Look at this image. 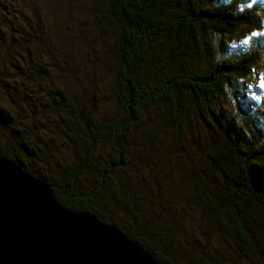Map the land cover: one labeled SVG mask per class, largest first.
<instances>
[{
    "label": "trees",
    "instance_id": "trees-1",
    "mask_svg": "<svg viewBox=\"0 0 264 264\" xmlns=\"http://www.w3.org/2000/svg\"><path fill=\"white\" fill-rule=\"evenodd\" d=\"M85 1L92 6L88 20L98 39L94 60L104 72L107 66L115 71L118 116H103L98 122L100 95L107 97L93 76L82 74L64 51L72 36L81 37L83 46L80 33L72 35L65 23H57L54 45L38 39L24 45L11 36L7 50L20 43L25 51L23 56L18 49L10 55L16 52L17 59L29 56L30 65L21 70L7 56L12 72H1L17 80L0 79V156L48 186L62 208L91 214L158 264H264V111L255 90V94L244 92L237 84L242 85L263 60L259 10L244 7L248 0ZM63 6L69 13L75 4L64 0ZM34 10L29 11L35 14ZM31 23H25L21 35ZM68 25L76 29V22ZM4 27L8 36L13 27ZM241 28H252L254 37L244 49L226 53L224 35ZM204 31L217 39L201 40L197 34ZM2 32L0 28L1 37ZM100 33L106 38L112 35L111 44ZM28 45L39 52L29 53ZM109 45L112 49L106 61ZM227 87L246 109L242 113L239 104L233 110L239 120L227 109L223 96ZM149 111H160L156 115L167 118L182 151V139L189 135L190 147L200 152L201 165H195L200 184L195 201L203 207L204 217L211 210L222 219L214 220L217 224L209 228L211 235L203 236L205 241L215 240L206 258L180 257L185 245L174 240L178 233L171 225L172 216L179 212V199H152L144 192L147 198L135 200L130 195L129 174L146 169L153 176L150 165L162 166L157 163L159 154L150 149L153 136L146 134L137 140L136 133L148 126ZM190 120L206 129L208 139L203 141L207 145L199 140V133L185 134L183 127ZM53 137L66 141L68 165L60 164L50 150ZM164 171L156 173L158 183L165 178ZM146 184L139 180L136 189L149 191ZM151 209L158 211L157 222ZM116 210L122 213L118 217ZM119 218L126 223L124 227ZM153 224L161 227L156 237L151 233ZM191 245L188 241L187 246Z\"/></svg>",
    "mask_w": 264,
    "mask_h": 264
},
{
    "label": "rangeland",
    "instance_id": "rangeland-1",
    "mask_svg": "<svg viewBox=\"0 0 264 264\" xmlns=\"http://www.w3.org/2000/svg\"><path fill=\"white\" fill-rule=\"evenodd\" d=\"M63 1L64 0H0V28L3 31L2 37L0 34V79H4L5 82L17 80L16 78H11V75H3L1 73L8 72V70L12 72L11 65L8 63L9 59H6L7 56L10 57L13 62L16 63L15 65H18L21 70L26 69L27 65H30V61H28L30 57L26 55L22 57V50H25L19 46L20 43L11 45L15 46L13 50L18 49L17 51L19 54H22V56L19 55L20 58L17 59L15 57L16 52L10 55L13 50L7 49L10 47L9 40H11V36H13L17 42H22L23 44L31 41L34 42L38 39L39 41H44L46 43L50 40L52 45H54L55 38H53V36H56L55 29L57 23H65L66 26L70 28L72 35L74 32L80 33L79 37H83L84 43L83 46H81V37L80 40H77L75 36H72L70 38L71 40H69L67 45H65L64 51L73 59V62L79 66L82 74H89L93 76L95 82L100 84L102 94L104 93L107 97V99H105V97L100 95L101 102L99 105L98 122L100 118H103V116L105 119L111 116L117 117L118 108L115 106V103H117L115 96L118 91H116L117 87L115 81L113 80L115 71L111 70L110 66H107V69L104 72L103 67L97 64L99 62H97L96 59L94 60L96 56L95 49H97L95 44L98 39L95 31L96 28L94 24L91 23L92 20H88L92 17V6L90 5V2L85 0H73L75 7L68 10L69 13H66ZM221 2H223V0H221ZM243 6L246 8L255 6L259 10L262 18V28L260 31L261 33L258 35L264 38V0H248V2ZM33 8L35 9V14H32L31 11H29ZM26 22L28 25L32 22L31 27L27 30L26 34L21 35V28L25 26ZM70 22H76V29L73 30L71 26L68 25ZM4 26L9 28L11 26L13 27V29H8V36H6L7 30ZM103 34H99L101 38L107 40L109 43L112 42V35L106 38ZM254 35L255 33L252 31V28H241L233 34L224 35V39L228 44V47L225 48L226 53L231 54L237 50L244 49ZM197 37L206 42H213L212 38L214 37L217 39L215 34L210 31L199 32ZM262 40L264 41V39ZM245 41L247 42L245 43ZM28 46L29 48L26 50H29V53L39 52L34 50L35 47L33 48L31 45ZM110 48L112 49L111 45H109L105 51L106 61L108 60L107 54L110 51ZM46 53L48 54V52ZM108 62L110 65H114L115 63L114 60H110ZM242 83V85L237 83L238 86H241L239 90L241 89L242 91L249 92L251 94L256 93L259 100L262 99V102L259 104L257 101L255 104L262 106V110L264 111V55L262 62L256 65L249 77H247L246 80H243ZM235 86L237 85L235 84ZM242 86L247 89L242 88ZM229 90L231 89L227 87V90L223 93L227 109L230 111L233 119L239 120L240 115L235 114V111L233 112V110L239 106L240 102L235 100L236 96H234ZM254 90L255 93L252 92ZM248 95L255 99L254 95ZM243 98L246 99L245 96H243ZM241 107H239V109L242 113H244V110L246 111V109L244 106L242 108ZM156 112L160 111L148 112V115L150 116V119H147L146 121L148 126H146L143 130H139L136 134L137 140L139 141H142V138H145L146 134L148 136H153V143L151 142L150 149L156 150V153L154 154H159L157 163L162 164V166L160 165L155 167L154 164L150 165L151 169L149 172L150 174H153V176L148 175L146 169L143 170L141 174H129L130 177H128V179H131L129 182H131V185L133 186L130 190V195L135 200L136 198L139 200L141 197L147 198L145 193L150 194L152 199L157 196H159L158 200H171L173 197L175 201L176 199H179V203H181V205L176 204V209L179 212L172 216L173 223H171V225L172 228L176 227L177 232L175 233H178V236L174 240L180 239L182 244L185 245V249L180 257L186 258L187 256L192 255L195 257L200 256L202 258H206V255L209 254L208 252L212 251V247L215 245V240L211 242L206 240V242L203 236L206 237L208 234L211 235L209 228H213V224H217L214 220L222 221V219L219 212L214 213L211 210L207 211L208 216L204 217L201 211V208L203 207L195 201L194 192L200 185L198 183L195 165L201 161L200 152L197 150L195 151V149L190 147L193 143L190 140V136L187 135V137L182 140L185 143L184 149L187 150L186 146H188L189 149L187 150V154H185V152L182 153L184 149L182 151L181 143L175 136V129L170 126L166 117H162L160 114L156 115ZM151 115L156 119L152 118ZM183 129L185 134H187V132L190 135L199 133V140L203 144L207 145V142L203 141L205 137L208 139L206 136L207 132L202 124H198L190 120L184 125ZM144 131H147L148 133H145ZM49 148L54 151L55 158L59 160L60 164H69L70 157L67 153V143L65 140L62 138H59L58 140V138L53 137L52 145ZM206 149L208 150L209 147L207 146ZM206 149L203 150L204 153H206ZM193 157L197 158L199 161L196 162L194 159L192 160ZM199 165H201V163ZM192 167L194 173L192 171ZM159 169H165L164 173H166V179L164 178L158 183L156 173L159 172ZM139 180L147 182L146 185L149 191L136 189V187L140 188L138 185ZM151 213L155 217L154 221L157 222L156 215L158 216V211L151 209ZM120 214H122L121 211L116 210L115 215L118 217ZM178 214L181 215L180 218L178 217ZM206 218L208 220H206ZM203 219L205 220L203 221ZM118 220L124 227L126 223L122 221L121 218ZM217 228H219V226H217ZM160 230V226L153 224L151 226V233L153 237H156ZM221 233L225 238L227 235L225 229L224 231H221ZM186 236L188 238L187 240L192 244L191 246H187L188 241L183 240V237Z\"/></svg>",
    "mask_w": 264,
    "mask_h": 264
},
{
    "label": "water",
    "instance_id": "water-1",
    "mask_svg": "<svg viewBox=\"0 0 264 264\" xmlns=\"http://www.w3.org/2000/svg\"><path fill=\"white\" fill-rule=\"evenodd\" d=\"M0 264H158L91 214L62 208L44 183L0 156Z\"/></svg>",
    "mask_w": 264,
    "mask_h": 264
},
{
    "label": "snow or ice",
    "instance_id": "snow-or-ice-1",
    "mask_svg": "<svg viewBox=\"0 0 264 264\" xmlns=\"http://www.w3.org/2000/svg\"><path fill=\"white\" fill-rule=\"evenodd\" d=\"M247 41H245V43H246Z\"/></svg>",
    "mask_w": 264,
    "mask_h": 264
}]
</instances>
